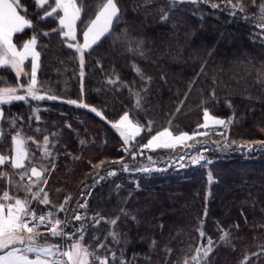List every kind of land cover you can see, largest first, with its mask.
I'll use <instances>...</instances> for the list:
<instances>
[{"label":"trees","instance_id":"1","mask_svg":"<svg viewBox=\"0 0 264 264\" xmlns=\"http://www.w3.org/2000/svg\"><path fill=\"white\" fill-rule=\"evenodd\" d=\"M19 2L33 26L16 34L14 42L21 47L33 34L37 36L38 82L47 96L61 97L3 105L0 127L6 135L0 140V154L13 155L11 136L22 130L25 137L33 138L29 146L35 156L25 161L26 170L56 165L50 169L44 189L51 195V205L39 206L33 200L31 207L39 212L52 210L60 217L63 212L56 209L65 196L74 192L79 201L88 194L87 217L102 219L98 225L86 220L84 242L99 255L115 251L114 264H121L122 259L127 264H183L196 254L197 247L207 243L199 235L201 222L206 235L217 242L207 264H264V147H259L264 141V30L259 28L264 0H231L232 4L242 3L243 12L233 10L228 0H117L124 15L115 31L126 28L132 36L142 37L143 55L114 43V37H102L98 47L85 53L82 78L79 54L59 35L58 20L41 19L48 5L38 6L35 0ZM77 2L84 8L83 20L94 18L99 0ZM214 3L219 7H211ZM165 13L168 18L162 20ZM77 39L83 42L79 21ZM30 67L31 60L26 72ZM137 67L151 77V83L144 82ZM17 83H27V77L17 78L10 67L0 66V87ZM137 93L142 98L139 107ZM81 99L103 116L67 103ZM204 108L211 115L232 120L228 128L209 129L206 137H199L200 144L208 141L204 144H208L209 156L205 155L212 164L171 166L145 177L127 173L115 162L123 156V138L108 121L115 122L128 111L144 127L146 142L148 129L154 132L168 127L175 134L202 131ZM12 120L15 126H10ZM44 136H48L51 150L47 156L35 146L44 143ZM225 139L231 147L221 150L215 146V141L223 144ZM246 143H252L253 149L237 146ZM182 150L136 149L138 155L127 161L139 167L148 155L161 159ZM99 166L105 177L81 191L79 182L91 180V172ZM111 167L117 169L114 176L106 175ZM208 169L214 180H209ZM0 171L8 172L14 183L20 180L21 169L10 163L0 166ZM5 189L12 195H26L0 177V195ZM80 211L83 215L84 209ZM71 217L68 231L72 230ZM111 220L116 224L109 223ZM113 231L115 239L110 235ZM225 231L229 235L221 242ZM101 242L105 247L98 249ZM109 264H113L111 259Z\"/></svg>","mask_w":264,"mask_h":264},{"label":"snow or ice","instance_id":"2","mask_svg":"<svg viewBox=\"0 0 264 264\" xmlns=\"http://www.w3.org/2000/svg\"><path fill=\"white\" fill-rule=\"evenodd\" d=\"M35 2L38 6L48 5L49 10L43 12L41 19L55 17L58 20L59 35L64 38L68 47L76 50L79 54L81 78L84 75L83 67L86 51L93 49L94 45L98 47L99 43H102V37L105 39L114 37V43L120 42L125 45L129 52L143 55L145 41L142 37L132 36L126 28L121 29L119 33L115 31V25L121 22V17L124 15L117 0H99V3L95 5L94 18L87 20L82 19L84 8L82 7V3H78L77 0H54L53 4H48V0H35ZM179 2L197 3L199 0H179ZM228 2L233 10L239 9L241 12L245 10L244 5L240 2L235 4H232L231 0H228ZM205 3H207V0H205ZM211 7L218 8L219 5L214 3ZM22 9L26 11L19 0H0V66L10 67V69L14 70L17 78L22 75L27 77V83H17L15 86L0 87V122L4 119L3 105L5 104L11 105L15 101H26L29 98L37 101H43L45 98L51 100L61 99L59 96H47L46 91L43 90L38 82L37 69L39 68L40 52L37 51V36L33 34L23 42L22 47H18L14 42V34L21 33L26 26H33V21L27 15L21 14ZM260 13L261 22L259 28L264 30V4L260 5ZM167 18V13L161 17L162 20H166ZM78 21L81 23L82 43L77 39ZM43 35L47 36L48 33L44 32ZM29 57H31V67L30 72H26L25 61ZM136 71L142 76L145 83H151V77L144 76L139 67L136 68ZM116 79L119 80V77ZM111 82L115 83L116 81ZM20 91H23L24 94H18ZM141 99V96L137 93V107H139ZM67 103L90 108L91 111L103 116V113L99 109L85 103L83 99L68 100ZM36 119L39 120V117L37 116ZM105 119L107 118L105 117ZM203 121V127L205 129L209 128L210 125L228 128L232 123L231 119L211 115L208 108H204L203 110ZM108 123L120 130V135L123 137L125 145L141 129L138 123H133L129 118L128 111H125L117 121H108ZM148 123L149 127H151V122L149 121ZM15 124L16 121L12 120L10 126H15ZM199 127L200 125H197V128ZM37 131L40 130L37 129ZM5 135V130L0 127V140ZM200 135H204V133L198 131L191 133L180 131L178 135H174L168 127H165L162 131H157L155 135H152L147 140V143L139 147L141 149L152 150L161 148L172 149L177 145H183L188 151L184 155L173 156L164 160H160L159 158L154 160L152 156H148L146 158L147 163L139 168H130L127 163H123L124 158L120 157L123 170L129 173H142L147 177L153 172L166 170L167 167L172 166L173 162L180 167H183L185 164H212L213 161L204 155L207 148L204 147V144H200L199 141H196L197 144H200L199 154H191L193 148L187 141ZM32 139V137H25L22 130H17L11 136L13 155L7 156L0 154V166L5 165L7 162L14 169H21L18 172L20 180L15 183L8 172L0 171V177L7 178L8 184L15 191L23 190L26 194L24 198H21L19 195L10 194V191L5 189L2 195H0V264H109V256H98L92 246L84 242L85 232L88 227L86 220L91 219L94 224L98 225L102 219L87 217L86 200L83 205L79 201L77 202L74 215L71 217V231L66 230L69 223L67 219L68 208L66 207L70 201L69 196L64 197V202L60 203L57 209V211L63 210L66 216L65 221L56 218V213L52 210L38 215L31 207L35 199H38L39 203L44 206L51 205L49 195L44 191L42 185L47 184L46 177L50 175V169L56 167L55 163H50V166L47 168L32 166L30 168V175L28 174L25 165V160L29 156L27 142ZM43 139L45 145L44 154L47 156L51 154L47 147L48 136H44ZM204 143H208V141ZM232 143L235 144L236 142L232 141ZM214 144L221 150L231 147L227 139H225L223 144L219 140L215 141ZM237 146L248 150H252L254 147L252 143ZM37 147H39L38 142ZM259 147H264V141L260 142ZM124 151L129 153L133 158L138 155L136 151H130L127 147L124 148ZM140 155H143V153H140ZM185 155H187V160H185ZM161 163L165 167H158ZM115 172L116 169H112L107 175L112 176ZM25 176H27V182H23ZM208 178L209 180L215 179L211 169H208ZM100 179H103V177ZM136 183L138 185V182ZM81 195H84V193H81ZM41 196L42 199H40ZM82 208L84 209L83 215L80 211ZM116 222V220L109 221L112 225H115ZM77 224H79V227H77ZM42 227L45 229L44 232L41 231ZM110 235L113 239L117 237L115 231L111 232ZM199 235L201 238H206L207 243L197 247L195 249L196 254L190 259L186 258L183 264H200L201 261H203V264H207V257L213 251L217 242L211 236H207L203 231V222H201ZM228 235L229 233L227 231L223 232L220 236V241L225 242ZM49 236L65 241L64 245L50 243ZM90 239L95 240L97 237L91 236ZM96 247L98 249L104 248L105 245L101 242ZM111 259L114 264L115 252L111 253ZM121 264H127V262L122 260Z\"/></svg>","mask_w":264,"mask_h":264},{"label":"rangeland","instance_id":"3","mask_svg":"<svg viewBox=\"0 0 264 264\" xmlns=\"http://www.w3.org/2000/svg\"><path fill=\"white\" fill-rule=\"evenodd\" d=\"M101 116V115H100ZM129 118L132 120V122L133 123H138L131 115H129ZM204 123V122H203ZM140 126H141V129H140V131L135 135V137L133 138V139H131V140H129L128 141V143H127V145H125V143H124V139H123V145L121 146V148H120V150L122 151V154H123V158H124V160H123V163H127L128 165H129V167L130 168H132L133 166L132 165H130L129 163H128V158H130V157H132L129 153H126L125 151H124V148L125 147H127L130 151H136V149L137 150H139V151H141V150H143V149H141L139 146L140 145H142V144H145V143H147V141L146 142H144L143 141V133H144V127L140 124V123H138ZM223 128V126H212V125H210L209 126V128H207V129H205L204 127H203V124H202V131H200V133H204V135H200V136H197V137H194V138H192L191 140H188L187 141V143L189 144V145H191L192 146V148H193V151H192V155H198L199 154V150H200V144H197L196 143V141H199V142H201L202 140H200L199 139V137H206L210 132H209V129H222ZM163 129V128H162ZM162 129H159V130H157V131H162ZM116 130L119 132V134H120V130L119 129H117L116 128ZM157 131H151L150 129H148L147 130V133L149 134V136H148V139H150L151 138V136L152 135H155L156 134V132ZM209 132V133H208ZM173 133V132H172ZM174 135H178V134H175V133H173ZM122 137V136H121ZM123 138V137H122ZM147 139V140H148ZM49 143V142H48ZM48 143H47V147H48V149L50 150V148H49V146H48ZM203 143V142H202ZM204 144V143H203ZM197 145V146H196ZM36 146V148L37 149H39L43 154H44V147H45V145H44V143H42V144H39V147H37V145H35ZM27 147H28V151H29V156L26 158V160L31 156V155H33L34 156V154H31V151H30V146H29V141L27 142ZM204 147H206L207 148V151L204 153V154H208V152H209V148H208V144H204ZM177 148H183V150L182 151H180V152H178L177 154H173V155H171V156H168L167 158H170V157H173V156H179V155H184L188 150L187 149H185L184 148V146L183 145H177L175 148H172V149H177ZM161 149H166V148H161ZM146 150V149H145ZM152 150H159V149H152ZM152 150H150V151H152ZM246 150H248V149H245V151ZM51 151V150H50ZM148 156H150V155H148ZM207 156H209V155H207ZM35 157V156H34ZM153 158V157H152ZM154 160H156V158H153ZM164 159H166V158H164V157H162L160 160H164ZM25 160V161H26ZM185 160H187V155H185ZM116 163H119V164H121L122 165V163H121V161H120V158L119 159H117V161H115ZM111 163H112V161H111ZM147 163V160H144V161H142V164L141 165H139V167H141L143 164H146ZM204 164V163H203ZM100 165H102V164H100ZM187 165H189V164H185L183 167H186ZM139 167H136V168H139ZM158 167H161V168H163V167H165V165L163 164V163H161V164H159L158 165ZM171 167V166H170ZM172 167L173 168H175V169H180V168H183V167H180L179 165H177V164H175L174 162L172 163ZM167 168H169V167H167ZM112 169H115V168H109V170H107L106 171V175H107V173L108 172H111L112 171ZM28 171V174L30 175V169L29 170H27ZM100 166L99 167H97L93 172H91V176H92V179L91 180H87V178H85L84 180H81V182H79V186H78V188L81 190V191H83V186H87L88 188L90 187V189H91V187L94 185V184H96V183H99V181L100 180H102V179H100L101 177H105L104 176V174L103 173H100ZM157 172H161V171H157ZM127 173H129V172H127ZM133 173H135V172H133ZM117 174V169H116V172H115V174L114 175H116ZM114 175H112V176H114ZM27 176H25L24 178H26ZM33 179H35V177H33ZM27 181V180H26ZM93 181V182H92ZM45 186H46V184L45 185H42V187L45 189ZM34 190H35V188H34ZM80 190L78 191V192H80ZM44 191H46V190H44ZM47 192V191H46ZM77 192V193H78ZM48 193V192H47ZM25 195V194H24ZM49 195V194H48ZM88 195V194H87ZM87 195L85 194L84 195V199H81V200H79V203L80 204H84V202H85V200L87 199ZM50 196L51 195H49V199H50ZM67 196H69L70 197V201H69V203H68V205H66V207L68 208V213H67V219H69L70 218V216H72V214H71V212L76 208L75 207V203H77V201H78V198H77V194L75 193L74 194V192L70 195H67ZM40 199H42V196L40 197ZM35 201L39 204V206H44V205H42V204H40L39 203V200L38 199H35ZM51 201V200H50ZM64 202V198H63V200L61 201V203H63ZM57 209H58V207H57ZM57 209H56V211H57ZM36 211V213H38L39 212V210H35ZM57 212H63V210H60V211H57ZM60 218H61V220H64L65 221V219H66V216H65V213L63 212V215L62 216H60ZM67 230V229H66ZM62 242H63V244L65 243V241H63V240H61ZM61 244V243H60ZM203 244V243H202ZM112 252H115V251H111V253ZM111 253H110V255H109V257H110V259H111ZM98 256H105V255H107L108 256V253H103V254H97ZM117 257H116V254H115V259H116ZM112 260V259H111ZM122 260H124L125 261V259H122Z\"/></svg>","mask_w":264,"mask_h":264},{"label":"crops","instance_id":"4","mask_svg":"<svg viewBox=\"0 0 264 264\" xmlns=\"http://www.w3.org/2000/svg\"><path fill=\"white\" fill-rule=\"evenodd\" d=\"M21 14H23L22 11H21ZM26 28H28V26H26ZM26 28H25V29H26ZM25 29H24V30H25ZM24 30H22V31H24ZM16 34H18V33H16ZM16 34H14V37H15ZM14 37H13V39H14ZM17 46H18V45H17ZM18 47H19V46H18ZM21 47H22V46H21ZM29 60H31V57H29V59H28L27 61H25V71H26V63H27ZM21 198H23V197H21ZM41 231L44 232L45 229H44V228H41ZM49 242H50V243H55V244H58V245L61 243L59 240H55L53 237H50V236H49Z\"/></svg>","mask_w":264,"mask_h":264},{"label":"built area","instance_id":"5","mask_svg":"<svg viewBox=\"0 0 264 264\" xmlns=\"http://www.w3.org/2000/svg\"><path fill=\"white\" fill-rule=\"evenodd\" d=\"M47 211H49V210H45V211H43V212H39V213H37L38 215L39 214H43V213H46ZM57 218V217H56ZM61 221H64V220H61ZM43 228V227H42ZM64 244H63V242H62V244H61V246H63Z\"/></svg>","mask_w":264,"mask_h":264},{"label":"water","instance_id":"6","mask_svg":"<svg viewBox=\"0 0 264 264\" xmlns=\"http://www.w3.org/2000/svg\"><path fill=\"white\" fill-rule=\"evenodd\" d=\"M205 155V154H204ZM206 156V155H205ZM193 167H197V166H199V164L198 165H192Z\"/></svg>","mask_w":264,"mask_h":264}]
</instances>
